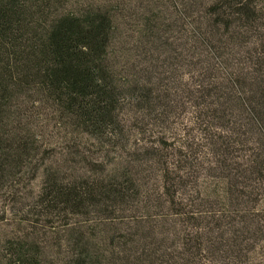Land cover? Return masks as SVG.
<instances>
[{
	"label": "trees",
	"instance_id": "obj_1",
	"mask_svg": "<svg viewBox=\"0 0 264 264\" xmlns=\"http://www.w3.org/2000/svg\"><path fill=\"white\" fill-rule=\"evenodd\" d=\"M52 120L81 165L42 170L39 203L77 220L66 256L15 240L0 264L247 263L251 230L264 264V5L0 0V189L47 150ZM164 208L173 247L157 236Z\"/></svg>",
	"mask_w": 264,
	"mask_h": 264
},
{
	"label": "rangeland",
	"instance_id": "obj_2",
	"mask_svg": "<svg viewBox=\"0 0 264 264\" xmlns=\"http://www.w3.org/2000/svg\"><path fill=\"white\" fill-rule=\"evenodd\" d=\"M68 6L77 4L78 2H87L93 0H65ZM258 6L264 5V0H255ZM71 8V7H70ZM49 125H44L43 132L47 133L48 140H46L43 146H46L44 149H47L41 157L33 161L30 165V168H25L21 174L19 173L17 177L0 189V250L3 251L5 245L10 241L15 240H29L34 241L40 244L44 256L48 260H63L66 256V248L64 247V238L65 230L67 227L73 226L77 223V220L71 216L66 215H50L45 211L42 205L39 203L40 200V191L42 188V170L44 165L49 162H53L56 168L61 172L58 173L59 177H62L66 172H73L74 170L80 169L81 165L78 164V159L74 155H69L66 152V147L60 140V135L63 132L60 130L59 126L55 124L52 120L48 122ZM96 151L94 147L90 148V153ZM151 170V169H149ZM64 171L65 173H62ZM153 172V174H152ZM158 171H151V177H146V181H149L150 186L149 192L153 194V197L160 198L159 192V182L155 181L153 178L157 177ZM37 174V176L35 175ZM216 179L209 178L208 186L210 192H214L217 188ZM254 193V192H253ZM250 205L245 208L246 214L254 220V215L257 214L254 209V194L251 196ZM160 202L156 201V204ZM162 202V201H161ZM143 205V204H142ZM141 205V206H142ZM219 209L223 208L224 205L217 206ZM165 212L162 211L159 213V209H154L152 212L160 214L157 217L154 223L157 226V232L159 233L158 239L167 237L168 235L165 232L174 233L181 229L174 217L167 214V210L164 208ZM239 213L238 215H241ZM130 212L124 213L125 219L128 216H132ZM137 218L145 215L143 210L137 211L135 213ZM166 215V217H164ZM235 216L232 214L231 217ZM237 217L236 220H238ZM178 225V226H177ZM90 226V225H89ZM246 236L250 238L248 240L249 256L247 263H238V264H254V230L246 233ZM175 235H170L167 237V246L173 247L177 245V239L174 238ZM247 244V243H246ZM256 246V245H255ZM258 250V249H257ZM207 252H204V255L207 256ZM209 264V263H208ZM222 264V263H218Z\"/></svg>",
	"mask_w": 264,
	"mask_h": 264
}]
</instances>
